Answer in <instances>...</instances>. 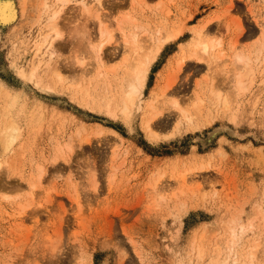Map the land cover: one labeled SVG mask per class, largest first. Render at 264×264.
Returning a JSON list of instances; mask_svg holds the SVG:
<instances>
[{
    "label": "rangeland",
    "instance_id": "obj_1",
    "mask_svg": "<svg viewBox=\"0 0 264 264\" xmlns=\"http://www.w3.org/2000/svg\"><path fill=\"white\" fill-rule=\"evenodd\" d=\"M12 1L18 18L0 25V133L11 116L23 132L7 152L1 148L0 135V264H207L210 256L228 258L227 264H233L235 250H242L248 263L241 247L250 250L252 241L264 236V0H100L106 8L101 11L104 16L100 12L102 24L93 17L99 0H70L58 19L65 36L55 43L58 52L50 66L48 46L39 53L36 43L51 32L48 18L59 6H52L53 0H47L51 7H45L46 0ZM80 1L92 12L83 13ZM166 24L183 25L185 32L153 63L144 101L154 91V97L160 95L154 105L163 108V98L191 107L196 93L204 102L197 120L201 128L179 133L176 110L166 107L152 126L170 137L158 142L148 139L142 110L128 123L80 106L69 91L41 90L17 72L41 58L39 73L45 80L61 70L67 88L83 77L82 64L85 70L93 69L86 78H94L98 65L85 46L102 41L100 27L113 38L102 49V69L118 70L143 36L146 42L145 32L149 37ZM192 25H206L202 36L215 41L220 58L210 57L209 62L206 56V62L188 58L179 70L172 54L191 37ZM79 31L90 39L83 41L85 46L78 42ZM133 40L138 45L133 46ZM237 51L250 53L254 70L253 84L244 93L232 89ZM80 58L90 63L78 65ZM211 86L228 97V112L213 101ZM4 89L14 99L6 97ZM94 90L96 94L100 87ZM250 221L254 227L241 233L240 224ZM231 237L235 245L233 240L228 243ZM202 243L204 261H197V245ZM218 247L221 256H216L220 251L215 254ZM263 249L264 244L261 259Z\"/></svg>",
    "mask_w": 264,
    "mask_h": 264
},
{
    "label": "bare ground",
    "instance_id": "obj_2",
    "mask_svg": "<svg viewBox=\"0 0 264 264\" xmlns=\"http://www.w3.org/2000/svg\"><path fill=\"white\" fill-rule=\"evenodd\" d=\"M42 1V0H40ZM45 1V0H44ZM53 4L52 6H59L58 9H54L53 13L50 14V17L48 18L49 20V23H47V27L48 28H51V32L50 33H47L45 34V36L41 39L40 43H36L38 44L37 45V50L38 52L40 53L41 52V47L42 46H48V50H49V59L48 61H46L47 65L50 64V62L53 60L52 58L56 55V53L58 52L55 48V43L59 40L62 39L64 33L60 31V29L58 28V19H59V16H61V13L63 11V9L67 6L66 4L70 1V0H53ZM72 1V0H71ZM81 4H82V7H84L83 9V13L84 11L86 12H89L91 8L87 7L84 3V1H80ZM98 8H95V15H94V12H93V17L96 16V19H97V23L99 22L100 24L103 23V19H102V12H104L106 10V8H104L105 6H103L104 3L103 0L102 2L99 0L98 1ZM43 3V2H41ZM44 4V3H43ZM45 7L47 6H50L49 3L47 2V0L45 1ZM44 7V8H45ZM51 7V6H50ZM102 11V12H101ZM92 12V11H91ZM89 12V13H91ZM102 14H101V13ZM100 13V14H99ZM89 15V14H88ZM105 14H103L104 16ZM101 16V18H100ZM92 17V18H93ZM18 18V8L16 6V4L12 1V0H0V25H2L3 27L5 26H8L10 25L11 23L13 24V22H15ZM91 18V19H92ZM102 19V20H101ZM209 21H207L208 23ZM209 24V23H208ZM104 25V24H103ZM167 25V24H166ZM176 25V24H175ZM207 25V24H206ZM206 25H203V26H198V25H192L191 26V30H192V35L189 39H187L186 41L184 42H180L179 45H178V49L173 52L172 54V58L175 59V60H178V67L177 69L181 70L185 67L186 65V62H187V59L188 58H195L197 59V61H204L206 62L205 60L208 58V62L210 61L209 58L210 57H215L216 54H215V49L217 47L215 41L213 40L214 38H212L211 40L213 41H210V40H207V39H204L205 37H203L202 35V32H204L203 30L205 29ZM79 26V25H78ZM102 26V25H100ZM169 27V25H167ZM179 25L177 26H172V27H166L163 25L162 28H159L157 30V32L155 34H152V35H149L146 36L147 32H145L146 34L145 37H146V42L145 41H142V39H144V36L142 37V39H140V42L139 40V43L140 45H138L136 43V40H133V46L134 45H138V46H134L132 47L133 48V55H131L130 57L127 55H125L126 57L123 58V61L121 63V65L118 66V70L116 69H113V68H108L107 70H104L102 69L103 68V61H104V57H102V49L103 47L105 46V44H107L109 42V40L111 41L110 38H112V35L110 33H107L106 30L101 29L100 27V35H99V38L100 42H98V44H95V42L93 41V44H91V42H87V45L85 46V43H83V41L85 40L84 38L85 37H88L87 35H85L84 32H80L79 31V34L78 32H75L78 36L77 39H78V42L80 44V42L82 41V43L84 44L85 48H86V51L90 54V56H92L95 60H96V63H97V67H96V73H95V76H92L94 78L89 79L86 78L88 75L90 76V72L93 71V69H89V71L85 70L84 68V64H82V66L80 65L79 67H82V75L83 77H81L79 75V73L77 75H79L83 80V82H80L79 79L80 77H78V81L76 82V80L74 82H76L77 84L75 83H71V84H68L69 86L67 88H65L64 86V82H65V78H63L64 76L61 75V70L59 71L58 69L54 72L53 75H49V76H46L47 79L45 80V76H43L42 74L39 73V65L42 63V59L40 58V60H38V63H36L34 65V63L32 64L31 68L30 69H27V70H18L17 72H19L21 74V76L25 79V80H28L30 82H33V84H35L38 88H40L41 90H44V91H48V92H59V94L61 93H64V92H71L70 93V98H72L74 101H77L76 103H78L80 106H83L85 108H89L91 110H99V111H103V112H106L108 113L110 116L112 117H120L122 118L124 121L128 122V123H131L132 120H133V116H134V113L139 111V110H142L144 112V117L147 116V120L144 122L145 125L143 124V126H145V131L147 133V136L149 137L148 139L154 141V142H158V141H161V140H164V139H167L169 138L170 136L169 135H161V134H158L156 131H154V128L152 126V124L154 123V120L155 118L158 117L159 114H162V112L164 111V109L167 107L168 109H175L176 113H177V119H176V123H175V131L177 133L181 132V131H185V130H193V129H198V128H201V125L198 124V118H202V113H201V108H202V104H203V98L199 95V94H195V98L192 97V99L194 98V101H193V104L191 107H188L187 104L186 106L184 105H181L178 100H175V99H171V100H167L166 98H163V104H165V108L163 107H159V106H156L154 105L155 101H156V98L157 97H154V94L155 92L153 91L151 93L152 97L151 99H149L148 101H144V92H145V89H146V86H147V80H148V74H149V71L153 65V63L155 62V60L157 59V57L160 55V53L163 51V49L168 45L170 44L171 42L177 40L179 37H181L184 32H185V28H183V25L180 27H178ZM186 26V25H185ZM46 27V28H47ZM76 27H77V24H76ZM208 27V26H207ZM210 27V26H209ZM14 28V27H13ZM86 29V28H85ZM90 29V28H89ZM106 29V28H105ZM89 31V30H88ZM207 31V30H206ZM91 32V31H90ZM105 32H106V35L109 34L107 36V38H105L104 40V37L106 36L105 35ZM53 33V36L51 37V34ZM75 33H74V37L75 36ZM81 33V34H80ZM137 34L133 33V37H136L135 36ZM65 36V35H64ZM71 36V35H70ZM132 36V35H131ZM148 37V38H147ZM264 37V36H263ZM66 38V37H65ZM90 38V37H89ZM51 39V40H50ZM76 39V38H73V40ZM76 39V41H77ZM88 39V38H87ZM87 39L85 41H87ZM113 39V38H112ZM134 39V38H132ZM90 40V39H88ZM94 40V39H92ZM91 40V41H92ZM98 40V39H97ZM145 40V39H144ZM39 41V39H38ZM262 41L264 42V39H262ZM217 44L221 45L219 41H217ZM219 42V43H218ZM60 43V42H59ZM110 43V42H109ZM136 43V44H135ZM142 43V44H141ZM144 43V44H143ZM264 44V43H263ZM263 44L261 43V48H263ZM35 45V44H34ZM60 48H61V45L59 44ZM58 46V48H59ZM64 46V45H62ZM36 47V46H35ZM34 47V48H35ZM74 46H72L73 48ZM77 47V46H76ZM59 48V49H60ZM218 48V47H217ZM58 49V50H59ZM36 50V51H37ZM74 50V49H72ZM76 50V49H75ZM57 51V52H56ZM85 51V52H86ZM261 51V50H260ZM263 51V50H262ZM44 52V51H43ZM86 52V53H87ZM132 52V51H131ZM218 52V51H217ZM238 52V51H237ZM250 52V51H249ZM257 52V51H256ZM75 53V51H74ZM221 56V52H219ZM218 53V54H219ZM35 54L37 55V53L35 52ZM34 54V56H35ZM76 54H78L76 52ZM76 54H73L74 56ZM250 56V53L248 54ZM39 56V55H38ZM44 56V55H43ZM42 56V57H43ZM205 56H206V59H205ZM218 56V55H217ZM216 56V57H217ZM247 56V55H242L241 53L238 52V54H236L234 56V65L235 67L232 68L235 70L232 69L231 72L233 71V74H234V87H232V89L236 92H239V93H244L245 91H247V89L249 88L248 86L249 85H252L253 84V80L252 78L250 77H253V69H252V61L250 59V57ZM74 57H72L73 59ZM77 59V57H75ZM82 58V57H81ZM80 58V61L79 60V57H78V62L77 64H81V63H84V61H87L85 59H81ZM218 60L220 57H217ZM190 59V60H191ZM253 59V58H252ZM264 59V58H263ZM34 60V58L32 59ZM74 60V59H73ZM70 61L71 62V65L73 67V63H76V61ZM169 60V59H168ZM214 60V59H213ZM216 60V59H215ZM218 60H216L215 63L218 62ZM255 60V59H254ZM171 61V60H169ZM221 61V60H220ZM219 61V62H220ZM73 62V63H72ZM90 63V60L88 61ZM93 62V61H92ZM177 62V61H176ZM225 62V61H224ZM233 62V60H232ZM88 63V64H89ZM172 63V62H171ZM69 64V63H68ZM78 64V65H79ZM221 64V63H220ZM55 65V64H54ZM54 65H52V68L54 70L55 67H53ZM76 64H74L75 66ZM95 65V62L94 64ZM225 65V64H224ZM245 66L246 69L244 72L242 71H239V68L240 66ZM50 66V65H49ZM214 66V65H212ZM211 66V67H212ZM217 66V65H216ZM219 66V64H218ZM17 67V66H16ZM29 67V66H28ZM48 67V66H47ZM220 67V66H219ZM223 67V66H222ZM50 68V72H51V69ZM87 68V67H86ZM89 68V67H88ZM221 68V67H220ZM224 68V67H223ZM69 69V68H68ZM71 69V67H70ZM69 69V70H70ZM75 69V67H74ZM121 69V72L120 70ZM176 69V68H175ZM48 70V69H47ZM76 70V69H75ZM174 70V69H173ZM178 70V71H179ZM220 70V69H219ZM218 70V71H219ZM224 70V69H222ZM49 71L47 72L49 74ZM176 71V70H175ZM216 71V69H215ZM221 71V70H220ZM230 71V70H229ZM174 72V71H173ZM215 73V72H213ZM74 74V73H73ZM46 75V74H45ZM174 75V74H173ZM217 75V74H216ZM215 77V76H214ZM217 77V76H216ZM207 78V77H206ZM205 78V79H206ZM232 78V77H231ZM214 79V78H212ZM216 79V78H215ZM233 79V78H232ZM208 80V79H207ZM224 79H222L223 81ZM67 81V80H66ZM215 80H213L214 82ZM221 81V82H222ZM72 82V81H71ZM199 82V81H198ZM94 84V88H97L98 86L100 87V90L99 92L95 94V90L94 88H91V85ZM168 84V83H167ZM215 84V83H214ZM231 84V83H230ZM169 85V84H168ZM167 86V85H166ZM199 86V84H198ZM228 86V85H227ZM213 86H211L212 88ZM221 87V86H220ZM214 88V87H213ZM212 88V89H213ZM94 91H93V90ZM168 89V88H167ZM218 89V90H216ZM216 89L214 88L213 91H211V93L213 94V101L217 104V105H220L218 107L219 110L221 109V111L223 110L225 113L228 112L230 109L229 107V102H228V97H226L224 94H222V91H219L220 88L216 87ZM224 89V88H223ZM229 89V87H228ZM232 89L229 90L228 93H230V91L233 93ZM6 89L2 90V91H5ZM93 92H92V91ZM216 90V92H215ZM219 91V92H217ZM165 92V91H163ZM162 92V94H163ZM196 92V91H195ZM6 93V97H10V99H14L13 98V95L9 94L8 91L6 90L5 91ZM221 93V94H220ZM231 94V93H230ZM221 95L223 96V98L221 99ZM229 95V94H228ZM241 95V94H240ZM212 96V95H211ZM210 97V95H209ZM235 97H236V94H235ZM155 98V99H154ZM158 98H160V95L158 96ZM157 98V99H158ZM232 99L234 98L231 97ZM165 99V100H164ZM191 99V98H190ZM211 100V99H210ZM230 100V98H229ZM232 101V100H231ZM234 101V100H233ZM10 102V101H8ZM10 104V103H8ZM11 105V104H10ZM40 105V104H39ZM44 107V106H43ZM6 109L8 107H5ZM10 108V107H9ZM27 108V107H26ZM8 110V109H7ZM43 111V110H42ZM10 112V110H9ZM6 114V112H5ZM160 116V115H159ZM7 117V116H6ZM13 116H11V119L9 121L8 119V123H7V126L2 128V134L0 133L1 135V140L3 141V152H7L13 145V143L15 141H17L21 134H22V130H21V126H20V122L17 121L16 119H12ZM32 117V116H31ZM6 119V118H5ZM38 120V118H36ZM145 119V118H144ZM36 121V120H35ZM6 124V123H5ZM102 129V128H101ZM104 129V128H103ZM103 130H101L100 132H102ZM112 133L114 134H118L116 131L112 130ZM172 135V134H171ZM88 138V137H87ZM86 141H89V139H85ZM25 143V142H24ZM0 148V149H1ZM14 150V149H13ZM10 151V150H9ZM2 152V151H1ZM13 152V151H12ZM15 152V150H14ZM16 153V152H15ZM63 154V153H62ZM62 154L60 153L59 156L61 158H64L62 156ZM14 155V154H13ZM194 155V154H193ZM58 156V155H57ZM56 156V157H57ZM58 156V158L60 159V157ZM15 157V156H14ZM13 157V158H14ZM57 158V159H58ZM11 159V158H10ZM9 159V160H10ZM56 159V160H57ZM5 160V159H4ZM3 160V161H4ZM13 160V159H11ZM66 160V159H65ZM58 161V160H57ZM12 162V161H11ZM203 162V161H202ZM2 163V162H1ZM6 163V162H5ZM3 164V163H2ZM7 164V163H6ZM203 164V163H202ZM208 164V163H207ZM203 166V165H202ZM1 167V166H0ZM197 168V167H195ZM15 171V170H14ZM18 171V170H17ZM42 172V170H41ZM164 172V171H163ZM44 173V172H43ZM41 175H43L42 173H40ZM39 174V175H40ZM163 174V173H162ZM21 175V173H20ZM165 175V174H164ZM40 177V176H39ZM181 177V176H180ZM160 180V179H159ZM41 182V181H40ZM95 183V181L93 182ZM33 184H36V183H33ZM32 186H35L33 185ZM40 184V183H39ZM38 185V184H37ZM36 185V186H37ZM94 185V184H93ZM40 186V185H39ZM187 186V185H186ZM96 187V186H94ZM189 187V186H188ZM191 187V186H190ZM197 188V187H196ZM198 189V188H197ZM189 190V189H188ZM200 192H202V190L199 189ZM193 192V191H191ZM195 193V191H194ZM193 193V195H194ZM205 193V192H204ZM162 194V193H160ZM187 195V194H186ZM202 195V193H201ZM76 196L78 197V194H76ZM162 196V195H161ZM166 196V195H165ZM171 196V195H169ZM204 196V195H202ZM201 196V198L203 199V197ZM33 197V196H31ZM30 197V198H31ZM159 197V196H158ZM163 198V196H162ZM32 199V198H31ZM164 199V198H163ZM162 199V200H163ZM168 199V198H167ZM169 200V199H168ZM204 200V199H203ZM179 202V201H178ZM22 206V205H21ZM25 207V206H24ZM258 207V206H257ZM181 208V207H180ZM259 209V208H258ZM178 211V210H177ZM259 213H260V210H258ZM180 212V211H179ZM262 214V213H261ZM262 218V217H261ZM231 218H229L230 220ZM264 219V217L262 218ZM228 220V221H229ZM253 221V220H252ZM261 221V220H260ZM230 222V221H229ZM228 222V223H229ZM264 222V221H263ZM209 225V224H208ZM224 225V224H223ZM230 225V223H229ZM229 225H227L229 227ZM240 231L241 233H245L247 230L249 229H252L254 226L253 224L250 223L249 224H240ZM258 225V224H257ZM205 226V225H204ZM207 226V225H206ZM252 227V228H250ZM249 228V229H248ZM207 229V227H206ZM225 229V228H224ZM228 229V228H226ZM225 229V231H226ZM231 229V228H230ZM229 229V230H230ZM234 230V228H232ZM206 231V230H205ZM214 231V230H213ZM251 231V230H250ZM232 232H235L232 231ZM231 232V233H232ZM216 233V232H215ZM264 233V232H263ZM209 234V233H208ZM207 234V235H208ZM236 235V232L234 233ZM233 234V235H234ZM211 235V234H210ZM225 235H226V232H225ZM234 235V236H235ZM241 235V234H240ZM261 235V234H259ZM232 236V235H231ZM239 236V235H238ZM206 237V236H205ZM227 237V235H226ZM210 238V237H209ZM208 238V239H209ZM232 238V237H231ZM235 239V237H233ZM231 239L229 240L228 243H230V241H232L231 243L234 242V239ZM211 239V238H210ZM222 239V238H221ZM247 240V238H245ZM196 240V239H195ZM254 240V239H253ZM240 241V239H239ZM192 242V241H191ZM216 242V241H215ZM237 242V241H235ZM234 242V243H235ZM254 242V244L252 243L250 246H249V249L250 250H247L246 249V246L243 245L241 248L244 249L245 254L247 253L246 257L249 259L248 260V263L245 262L246 260H243L241 257V252H243L241 249V252L238 251L234 252V259H233V264H264V257H262V259L260 258V254L263 253L262 251V248H263V244H264V236H260L259 240L256 239L255 241H252ZM209 243V242H208ZM233 243V245H235ZM250 243V242H248ZM217 244V243H216ZM237 244V243H236ZM199 245V244H198ZM197 245V261H198V258L203 260L204 261V258L205 257L204 255V248H203V243H202V246H198ZM209 245V244H208ZM231 245V246H233ZM249 245V244H248ZM247 245V246H248ZM193 246V245H192ZM191 246V248H192ZM230 246V247H231ZM240 246V245H239ZM210 247V246H209ZM235 247V246H234ZM233 247V248H234ZM217 248V247H216ZM248 248V247H247ZM60 249V248H59ZM210 249V248H209ZM214 249V248H213ZM222 249V248H221ZM219 247L218 249H216L217 251L215 252V254L217 252H219L221 250ZM228 249L230 250L231 248H229V245H228ZM194 250V249H193ZM208 250V248H207ZM226 250V249H225ZM264 250V249H263ZM191 251V250H190ZM209 251V250H208ZM214 251V250H213ZM222 251V250H221ZM220 251V254L219 255H216V256H221L222 252ZM233 251V249L231 250ZM230 251V252H231ZM257 251V252H256ZM261 251V252H260ZM207 252V251H206ZM228 252V251H227ZM260 252V253H259ZM214 253V252H212ZM255 253H259L257 254V256H255ZM230 253H227V255H229ZM193 255V253H192ZM209 255V254H208ZM226 255V254H225ZM226 255V256H227ZM232 255V254H231ZM81 256V255H80ZM224 256V255H223ZM228 257V256H227ZM230 257V256H229ZM245 257V258H246ZM77 258V257H76ZM84 258V257H83ZM203 258V259H202ZM220 257H217V258H213L211 259V256H210V261L207 262V264H227L228 263V258H224L225 259H218ZM80 259V257L78 258ZM77 260V259H76ZM82 262V261H81ZM202 262V261H201ZM85 263V262H84ZM83 263V264H84ZM198 263V262H196ZM80 264V263H79ZM82 264V263H81ZM86 264V263H85ZM201 264V263H200Z\"/></svg>",
    "mask_w": 264,
    "mask_h": 264
}]
</instances>
